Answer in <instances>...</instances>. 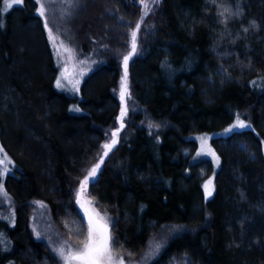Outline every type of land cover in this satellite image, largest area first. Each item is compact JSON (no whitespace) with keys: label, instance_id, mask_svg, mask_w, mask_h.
<instances>
[{"label":"trees","instance_id":"obj_1","mask_svg":"<svg viewBox=\"0 0 264 264\" xmlns=\"http://www.w3.org/2000/svg\"><path fill=\"white\" fill-rule=\"evenodd\" d=\"M114 1L139 14V0H94L87 34L101 35ZM39 5L23 0L6 12L0 3V140L15 165L4 186L16 205L14 226L0 220L11 238L0 241V264H59L34 234L30 207L46 203L67 239L72 222L83 231L73 185L97 163L91 193L117 210L120 250L137 256L178 226L152 264H264V0H162L131 66L133 98L160 130L123 132L106 156L121 114L119 61L97 63L79 96L60 90ZM239 118L249 127L217 135ZM202 134L212 136L218 168L193 163Z\"/></svg>","mask_w":264,"mask_h":264},{"label":"rangeland","instance_id":"obj_2","mask_svg":"<svg viewBox=\"0 0 264 264\" xmlns=\"http://www.w3.org/2000/svg\"><path fill=\"white\" fill-rule=\"evenodd\" d=\"M38 1L40 4H44L45 16L43 17L47 20L48 27L52 31V36L55 37L54 46L57 62L60 66L58 77V80L61 82V86L58 87L60 90L79 96L84 80L95 69L94 67L97 63H103L109 57L119 61L121 78L117 94L121 101V114L114 127L107 130V140L104 145L112 144L113 141H115V143L110 150H106L103 147L104 150L102 153L104 154V152L107 151V153L110 154V152L118 146L123 132H128L133 130V128L147 127L153 131L160 130L158 124L145 117L144 108L133 98L131 66L140 48L142 34L144 31L147 32L151 29V22H153L151 19L158 12V7L162 0H139L138 15L134 12L133 4L123 8L117 1H114L115 7L113 6L112 11L109 9L110 4L106 5L103 12L106 17H109L105 18L103 32L101 35L95 36L96 38H93L92 34H87V29L85 28V18L88 16V7L94 0ZM0 3L6 12L17 6L13 4L11 8L5 10L4 0H0ZM7 3H12V0H7ZM134 18L136 20H133ZM138 24L139 28L137 29L136 26ZM134 31L137 33L136 51L132 53V32ZM125 56H129L126 79L123 62ZM121 91L124 92L123 99H121ZM139 115L142 116L139 117ZM238 120L249 127V124L244 118H239L225 131L217 135L226 136L234 131L246 129L247 127H233L237 124ZM113 133H115V135H113ZM211 140L212 136L210 134H202L197 137L198 149L194 153L193 163L210 162L216 168L219 167L220 157L215 151ZM206 171V167H204L203 172L206 173ZM14 172V162L3 148L0 140V178L3 182L0 184V220L7 222V224L11 223L12 226L16 224V205L13 197L5 188L4 182L6 179L8 180L7 177L14 174ZM95 174L98 176L99 172ZM86 177H88V174ZM86 177L80 181H76L73 185L75 199L77 200V208L86 224L84 225L83 231H80L81 229L78 225H76V227L79 228V231L72 228L77 222L69 224L68 228L71 233L70 239L63 236L61 227L55 223L50 207L46 203L38 200L33 202L30 207L29 214L34 234L38 239L49 245L53 256L57 259L59 264H77L76 261L66 260L65 257L83 248L84 244L87 242L90 229L93 231L94 238H98L99 233L104 231L93 218L101 223L106 230V234L107 231L111 232L109 236V254L112 258L110 264H152V261L158 258L164 249V240L166 241L167 236L175 235L182 231V228L178 226L167 227L165 229L166 231H164L168 235L164 239V232L161 230L158 234L159 237H153L137 256L120 250L115 243L113 227L118 218L117 210L115 208L102 206L93 198L89 185L92 177H88L87 189L84 184L82 186V182ZM209 181H211L210 184ZM206 184H208V189L205 188L207 196L212 198L216 189L214 176H208L205 181V185ZM209 191H211V195H208ZM6 234L8 233L6 232ZM72 234L75 235V238H73ZM6 237L8 236L5 234L2 236L0 233V241L4 244L10 242L9 238ZM157 245L159 247H157ZM61 249H64L63 256L60 254Z\"/></svg>","mask_w":264,"mask_h":264},{"label":"snow or ice","instance_id":"obj_3","mask_svg":"<svg viewBox=\"0 0 264 264\" xmlns=\"http://www.w3.org/2000/svg\"><path fill=\"white\" fill-rule=\"evenodd\" d=\"M5 3V10L11 8L13 4L15 5H22L23 0H12V3H7V0H4ZM147 7V6H145ZM39 15L45 16V7L44 4H40L39 9ZM47 20H45V27H47ZM137 29L139 28V24L136 26ZM136 35L137 33L134 31L132 32V53L136 51ZM49 36L53 41H55V37L52 36V31L49 29ZM129 56L124 57V66H125V79L127 77V64H128ZM57 87L61 86L60 80H57ZM124 98V92L121 91V99ZM123 115V111H122ZM234 128H244L247 127L242 121H237V124L233 126ZM231 130V129H230ZM115 135V133H113ZM115 143V141L112 142V144H105L103 147L106 150H110L112 145ZM104 155H107V151L104 152ZM102 162V160H101ZM100 167V164L97 163L88 173V177H92L95 175L97 169ZM88 177L85 178V180L82 182L83 184H86L88 182ZM211 181H209V184ZM205 188L208 189V184L205 185ZM208 195H211V191L208 192ZM157 247H159L157 245ZM110 249V238L106 234V230L99 233L98 238H94L93 231L90 229L89 236L87 239V242L84 244L83 248L80 250H77L75 253H70L67 257H65L66 260H72L76 261L77 264H110L111 262V255L109 254ZM60 254L64 255V249L60 250Z\"/></svg>","mask_w":264,"mask_h":264},{"label":"water","instance_id":"obj_4","mask_svg":"<svg viewBox=\"0 0 264 264\" xmlns=\"http://www.w3.org/2000/svg\"><path fill=\"white\" fill-rule=\"evenodd\" d=\"M94 180H95V175L92 177V181H94ZM87 183L84 184L86 189L88 188V184ZM93 219H94L95 222L98 223V225L101 227V229L105 230V228L101 225V223L97 219H95V218H93ZM110 234H111V232L110 231H107V236L108 237L110 236Z\"/></svg>","mask_w":264,"mask_h":264},{"label":"bare ground","instance_id":"obj_5","mask_svg":"<svg viewBox=\"0 0 264 264\" xmlns=\"http://www.w3.org/2000/svg\"><path fill=\"white\" fill-rule=\"evenodd\" d=\"M197 162V161H196ZM204 183V182H203ZM1 222V221H0ZM4 232V231H3ZM5 235H7L8 237H9V235L8 234H6V231H5ZM8 237H6V238H8ZM9 239L11 240V238L9 237ZM9 244H10V242H9Z\"/></svg>","mask_w":264,"mask_h":264}]
</instances>
